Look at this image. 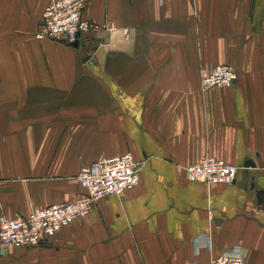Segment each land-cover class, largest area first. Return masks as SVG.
Wrapping results in <instances>:
<instances>
[{"label":"crops","instance_id":"0c3cea01","mask_svg":"<svg viewBox=\"0 0 264 264\" xmlns=\"http://www.w3.org/2000/svg\"><path fill=\"white\" fill-rule=\"evenodd\" d=\"M53 1L0 0V218L78 199L100 159L130 153L140 179L0 264H209L233 246L264 264V0H87L77 47L35 37ZM219 65L235 83L202 89ZM205 156L235 182L188 181Z\"/></svg>","mask_w":264,"mask_h":264},{"label":"built area","instance_id":"2783aa9c","mask_svg":"<svg viewBox=\"0 0 264 264\" xmlns=\"http://www.w3.org/2000/svg\"><path fill=\"white\" fill-rule=\"evenodd\" d=\"M87 0H55L42 12L38 39L61 40L68 45L78 41L81 35L94 30L95 25L82 19ZM236 73L229 65L212 66L202 70L200 86L231 87ZM188 181L206 185H231L235 182L239 167L214 157L205 156L198 163L184 167ZM140 165L130 153L104 158L83 167L76 181L84 190L78 199L35 208L27 217L0 218V256L8 249H29L47 246L57 232L74 221L86 218L97 201L107 197H123L138 185ZM206 241V239H205ZM206 246L210 249L209 240ZM209 264H245L240 246H233L210 258Z\"/></svg>","mask_w":264,"mask_h":264},{"label":"water","instance_id":"95a60500","mask_svg":"<svg viewBox=\"0 0 264 264\" xmlns=\"http://www.w3.org/2000/svg\"><path fill=\"white\" fill-rule=\"evenodd\" d=\"M72 46L77 47L78 46V41L72 44Z\"/></svg>","mask_w":264,"mask_h":264}]
</instances>
